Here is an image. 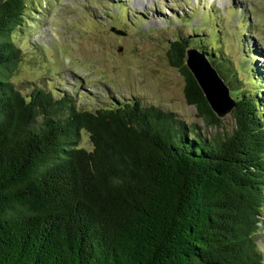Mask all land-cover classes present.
I'll return each mask as SVG.
<instances>
[{
  "label": "trees",
  "instance_id": "trees-1",
  "mask_svg": "<svg viewBox=\"0 0 264 264\" xmlns=\"http://www.w3.org/2000/svg\"><path fill=\"white\" fill-rule=\"evenodd\" d=\"M27 8L0 0V264H261L264 105L236 91L215 49L193 48L233 93L235 127L208 138L138 102L91 111L43 88L22 94L14 39ZM190 48L173 41L168 61L187 104L219 126L185 66Z\"/></svg>",
  "mask_w": 264,
  "mask_h": 264
},
{
  "label": "rangeland",
  "instance_id": "rangeland-1",
  "mask_svg": "<svg viewBox=\"0 0 264 264\" xmlns=\"http://www.w3.org/2000/svg\"><path fill=\"white\" fill-rule=\"evenodd\" d=\"M27 3L26 21L14 39L22 57L12 79L24 95L43 88L91 111L138 102L175 113L208 138L223 137L235 127L232 113L219 119V126L206 125L187 104L185 79L168 61L170 44L182 38L191 41L190 49L203 43L209 57L213 47L214 56L225 63L227 79L236 74L241 81L236 91H250L264 105V0ZM81 146L91 149L85 133ZM260 226L264 264V214Z\"/></svg>",
  "mask_w": 264,
  "mask_h": 264
},
{
  "label": "water",
  "instance_id": "water-1",
  "mask_svg": "<svg viewBox=\"0 0 264 264\" xmlns=\"http://www.w3.org/2000/svg\"><path fill=\"white\" fill-rule=\"evenodd\" d=\"M110 30L117 35H124L114 27ZM185 66L203 93L208 106L217 119H222L233 112L236 101L230 89L213 67L207 56L197 49L186 51Z\"/></svg>",
  "mask_w": 264,
  "mask_h": 264
},
{
  "label": "bare ground",
  "instance_id": "bare-ground-1",
  "mask_svg": "<svg viewBox=\"0 0 264 264\" xmlns=\"http://www.w3.org/2000/svg\"><path fill=\"white\" fill-rule=\"evenodd\" d=\"M144 2V0H142Z\"/></svg>",
  "mask_w": 264,
  "mask_h": 264
}]
</instances>
